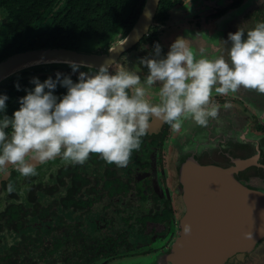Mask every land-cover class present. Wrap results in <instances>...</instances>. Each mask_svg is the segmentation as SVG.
Here are the masks:
<instances>
[{
    "label": "flooded vegetation",
    "instance_id": "af4514ba",
    "mask_svg": "<svg viewBox=\"0 0 264 264\" xmlns=\"http://www.w3.org/2000/svg\"><path fill=\"white\" fill-rule=\"evenodd\" d=\"M169 2L167 18L158 17L160 1L148 32L119 56L111 73L123 67L143 81L148 69L140 64L141 58H154L156 43L161 45V57L166 56L177 38H183L197 58L203 50L204 57L214 59V46L227 41L229 33L264 22V0H190L188 6L183 0ZM179 25L164 35L165 28ZM128 33L116 31L105 42L90 41L79 50L105 55ZM230 47L228 41L225 48ZM97 70L91 67V72ZM89 71L88 67L72 71L74 82L80 72ZM244 90L249 94L243 98L239 90L226 96L213 91V103L240 107L248 113L251 127L264 134V94ZM158 92L159 83L147 90L145 98L159 103ZM196 129L193 134L198 136ZM174 132L153 117L140 150L133 151L126 167L92 154L82 166L59 158L38 165V175L30 178L10 170L11 176L0 180V264H145L153 260L181 230L175 226L176 209L163 177ZM10 182L12 193L7 191ZM251 182L258 184V180ZM251 253L264 258V239L251 252L233 258Z\"/></svg>",
    "mask_w": 264,
    "mask_h": 264
},
{
    "label": "clouds",
    "instance_id": "9594fccd",
    "mask_svg": "<svg viewBox=\"0 0 264 264\" xmlns=\"http://www.w3.org/2000/svg\"><path fill=\"white\" fill-rule=\"evenodd\" d=\"M183 2L190 5V0ZM228 41L231 47L226 49ZM214 49V59L204 57L203 50L197 58L184 39L177 38L161 57V45L156 43L154 58L140 60L148 69L143 81L123 67L111 73L113 64H101L91 72L90 65L76 62H68L74 73L81 67L90 69L80 72L77 82L61 73L42 83L32 78L35 87L20 98L19 109L11 118L0 119V180L8 179L10 170L24 178L37 176L38 165L57 158L82 166L92 154L126 167L133 151L140 150L153 117L177 132L187 119L206 127L219 113L213 91L226 96L243 87L264 94V22L238 28ZM157 83L159 103H153L145 97ZM57 84L67 88L59 99L54 95ZM15 86L20 89L18 83ZM8 99L0 94V113ZM7 191H14L11 182ZM190 231L185 224V234Z\"/></svg>",
    "mask_w": 264,
    "mask_h": 264
},
{
    "label": "water",
    "instance_id": "95a60500",
    "mask_svg": "<svg viewBox=\"0 0 264 264\" xmlns=\"http://www.w3.org/2000/svg\"><path fill=\"white\" fill-rule=\"evenodd\" d=\"M160 1L145 0L131 31L107 54L58 47L18 52L0 61V83L41 65L76 62L99 68L101 64H114L148 32ZM218 109L220 120H210L208 131L200 129L194 141H188L185 133L194 129L184 125L176 138H184L174 158L181 205L176 224L181 230L169 253V264H226L240 253L251 252L264 239V191L251 182L258 180V171L264 168L259 134L251 127L248 113L240 107ZM209 153H219L225 163H204L196 158ZM243 179H249L251 184ZM185 224L191 227L189 234L184 232Z\"/></svg>",
    "mask_w": 264,
    "mask_h": 264
},
{
    "label": "trees",
    "instance_id": "16d2710c",
    "mask_svg": "<svg viewBox=\"0 0 264 264\" xmlns=\"http://www.w3.org/2000/svg\"><path fill=\"white\" fill-rule=\"evenodd\" d=\"M169 0H161L158 17L167 18ZM145 0H0L7 20L0 25V61L26 50L58 47L81 49L87 42L103 43L114 32L127 34L136 22ZM69 65H41L20 71L0 83V94L7 95V108L0 113L12 117L19 100L35 85L32 78L44 82L56 79V73L74 74ZM62 76V78H63ZM20 89L17 90L16 84ZM47 91V90H46ZM67 88L57 84L54 95L62 98Z\"/></svg>",
    "mask_w": 264,
    "mask_h": 264
},
{
    "label": "rangeland",
    "instance_id": "374dc122",
    "mask_svg": "<svg viewBox=\"0 0 264 264\" xmlns=\"http://www.w3.org/2000/svg\"><path fill=\"white\" fill-rule=\"evenodd\" d=\"M177 13H175L174 15H176ZM7 20V16H6V12L0 9V25L1 24H5ZM182 25H179L177 27H174V29L171 26H168L167 28H165V32L164 35H168L171 34L173 32V30H177L179 27H181ZM191 38V36H188ZM249 94L248 91L244 90V88H240L239 89V97L243 96H247ZM226 105H221V107H224ZM220 107V106H219ZM214 122L215 121H219V118L216 119H212ZM182 125L186 126L189 129H196V131H198V136H199V131L200 129L203 132V129L205 128L206 131H208L207 127H201L195 124L194 121H192L191 119H187L184 120ZM228 125V123H227ZM254 131V130H253ZM180 132V130L177 132L175 131L173 133V135L171 136L169 143H168V161L167 164L165 166V171L163 172V177L166 181V184L169 187V191L171 194V198L174 201V205H175V209H176V217L181 213L180 210V199H179V193H178V186H177V169L175 167V163H174V158L178 156L179 152H180V146L184 144V138H177L178 133ZM215 132H217V130H215ZM187 137H188V141L192 142L194 141V134L192 131H186L185 132ZM253 133V132H252ZM256 133V131H255ZM258 133V132H257ZM203 137L206 136L205 133H202ZM201 134V135H202ZM258 137H260V142H261V148H262V155L264 156V134L263 133H258ZM221 151V149H219V152ZM201 154V153H200ZM214 154H208V155H202L199 156L197 155V159H200L202 162H214V163H225V160L219 155V153H215V156H213ZM220 159V160H218ZM228 163V161L226 162ZM254 170V169H253ZM255 173V172H253ZM251 174H249L250 176ZM249 176H247V178H249ZM243 181L250 183L249 179H243ZM253 185V184H252ZM259 185L257 188H260L264 191V168L260 169L258 171V184ZM175 217V218H176ZM177 224L175 223V226ZM178 235L177 232L175 233V236ZM173 237L172 240L169 241V243L163 247V249L161 251H159V253H157V256H154L155 258L153 260L149 259L148 263L145 264H168V262L166 261V256L168 253H170V249L172 247V243L174 242L176 237ZM241 260H245V261H241ZM244 262V263H242ZM226 264H264V258H260L259 255H257L256 253H251L249 255H245V256H237V258H232L231 260H229Z\"/></svg>",
    "mask_w": 264,
    "mask_h": 264
}]
</instances>
